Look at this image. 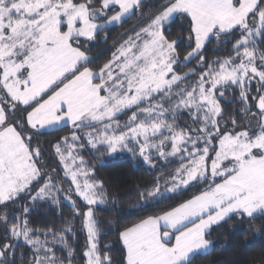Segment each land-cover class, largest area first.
Returning a JSON list of instances; mask_svg holds the SVG:
<instances>
[{"label":"snow or ice","instance_id":"obj_1","mask_svg":"<svg viewBox=\"0 0 264 264\" xmlns=\"http://www.w3.org/2000/svg\"><path fill=\"white\" fill-rule=\"evenodd\" d=\"M144 7L0 0V264H74L76 217L86 234L83 264H114L97 210L119 197L85 151L101 166L126 153L153 173L150 186L136 189L143 215L117 233L124 264H194L210 249L213 226L264 219V0ZM134 16L142 23L96 65V42ZM180 18L190 49L183 56V38L170 29ZM214 42L231 49L208 61L204 49ZM64 130L49 142L61 175L38 138ZM63 201L73 213L68 226H33L38 206L62 214Z\"/></svg>","mask_w":264,"mask_h":264},{"label":"trees","instance_id":"obj_2","mask_svg":"<svg viewBox=\"0 0 264 264\" xmlns=\"http://www.w3.org/2000/svg\"><path fill=\"white\" fill-rule=\"evenodd\" d=\"M157 4L149 6V3L144 1V13L154 11L160 0H156ZM142 23L137 17H132L126 20L121 25L107 30L108 39L105 42L100 40L96 42V46L92 49V54L95 56V64L102 65L110 57L114 43L121 42L126 39L128 34L134 30V26ZM172 36L171 38L182 37L181 55L186 54L190 50L187 45V22L180 18L177 23L170 25ZM135 30H138L136 28ZM123 34V35H122ZM231 49V44L215 46V42L208 44L204 49L206 60L213 61L217 58H225ZM195 64H189L187 67H181L180 73L187 72ZM183 70V71H181ZM198 74V73H197ZM195 79V77H190ZM235 105H225L226 111ZM68 128H70L68 126ZM68 131L54 132L45 134L38 138L39 144L44 149L46 162L57 168V171L62 175V171L58 168V161L51 155L50 141H53L57 136L67 135ZM35 143V142H34ZM89 161L96 164L97 176L108 181L110 190L119 199L113 206H103L97 210L98 217L103 221L101 227L103 231L102 243L111 245L105 249L112 256L114 264H124V250L119 241L118 231L124 226H131L137 222L138 218L143 215L135 209V205L139 200L136 191L137 186L143 191L145 186H150L153 179V173L149 167L143 164L142 161H133L130 156L119 154L115 159L105 157V163L101 166L93 159L91 152L83 153ZM158 165L166 164L164 161H157ZM176 165L171 164L163 168V171H171ZM51 169L49 168V171ZM67 184H65V187ZM204 185H200L203 188ZM198 189H191L183 198H191L196 194ZM181 199V198H177ZM81 203V201H78ZM73 213L70 205L63 201L62 214L61 209H55L49 205H40L34 211L30 219L33 221V226L46 228L54 225L56 228L68 226L67 221L72 219ZM254 223L255 228L251 225ZM111 224V226H109ZM74 229V235L71 236V242L76 248L77 256L74 264H83L82 246L85 242V232L81 227L80 217H76L71 225ZM212 248L205 254H198L193 257L194 264H264V219L257 218L254 222H250L247 217L240 219L233 217L227 222H222L220 226H215L211 231ZM27 254V249H24ZM17 264H21L18 260Z\"/></svg>","mask_w":264,"mask_h":264},{"label":"rangeland","instance_id":"obj_3","mask_svg":"<svg viewBox=\"0 0 264 264\" xmlns=\"http://www.w3.org/2000/svg\"><path fill=\"white\" fill-rule=\"evenodd\" d=\"M145 2H147V3H149V6H153V5H156L157 4V1L156 0H144ZM160 3V2H159ZM118 26V25H117ZM114 27H116V26H110L109 27V29H112V28H114ZM93 55V54H92ZM94 56V55H93ZM95 57V56H94ZM181 71H183V70H181ZM69 127H71V125H69ZM165 162V161H164ZM165 163H167V162H165ZM58 168H60V166H59V163H58ZM64 202H66L67 204H69V202L68 201H64ZM82 202V201H81ZM83 203V202H82ZM70 205V204H69ZM215 226H213V228H214ZM211 248H212V245L210 246V249L207 251V252H209L210 250H211ZM207 252H200V253H197L196 255H198V254H205V253H207Z\"/></svg>","mask_w":264,"mask_h":264}]
</instances>
